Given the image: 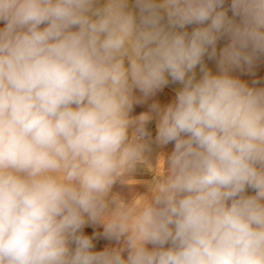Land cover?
Masks as SVG:
<instances>
[{
  "label": "clouds",
  "instance_id": "clouds-1",
  "mask_svg": "<svg viewBox=\"0 0 264 264\" xmlns=\"http://www.w3.org/2000/svg\"><path fill=\"white\" fill-rule=\"evenodd\" d=\"M225 2L0 0V264H264V87L231 74L264 55V0ZM172 142L146 198L113 192Z\"/></svg>",
  "mask_w": 264,
  "mask_h": 264
},
{
  "label": "crops",
  "instance_id": "crops-1",
  "mask_svg": "<svg viewBox=\"0 0 264 264\" xmlns=\"http://www.w3.org/2000/svg\"><path fill=\"white\" fill-rule=\"evenodd\" d=\"M231 0H226L224 7L230 8ZM134 4V0H130V7ZM229 16L232 15L231 11L229 10ZM3 26V23L0 22V27ZM195 25L187 26V30L189 32ZM228 43L227 38H221L216 45L217 48V57L213 59H209L207 55L204 57L203 64L204 66L210 70L213 74H217L218 69V55L220 50ZM196 78L199 79L202 75L201 66L198 65L195 69ZM232 75L238 77L242 81L249 84V86L253 87H264V55H262L255 64L249 68L247 66L241 69H235L231 73ZM254 81L258 83H253ZM182 88V84L179 82H172L171 80L169 83L164 86L162 89L158 90L155 95L149 96L144 98L142 94L137 90L135 95L139 97V101L134 105L133 111L131 113L132 116H138L143 112H147L149 110L150 105L153 102H158L161 107H166L168 104L172 103L178 91ZM156 116L153 114V119L149 122L148 128L150 132L151 140H155L157 135L156 132ZM174 148V142L169 143L165 146H156L153 144V153L150 157L149 164H141L136 167L133 171L132 176L127 179V184H120L117 183L113 187V192L122 196H130L136 202L141 201L142 199L146 198L148 193L147 185L152 178H155L157 175H163L166 171L165 169V162L161 156V154H169ZM159 157V158H158ZM247 194L252 195L254 194V190L247 189ZM83 233L88 236H93L97 246L102 250L106 247H114L116 246L117 242L114 240H108L103 237V226L96 224H87L83 229ZM100 234V235H97ZM151 247V245H149ZM126 256V253H125Z\"/></svg>",
  "mask_w": 264,
  "mask_h": 264
},
{
  "label": "built area",
  "instance_id": "built-area-1",
  "mask_svg": "<svg viewBox=\"0 0 264 264\" xmlns=\"http://www.w3.org/2000/svg\"><path fill=\"white\" fill-rule=\"evenodd\" d=\"M94 243V250H96V251H99V250H102L101 248H99L98 246H97V244L95 243V242H93Z\"/></svg>",
  "mask_w": 264,
  "mask_h": 264
}]
</instances>
